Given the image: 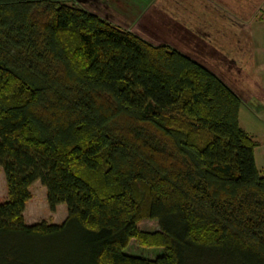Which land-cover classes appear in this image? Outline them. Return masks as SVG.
<instances>
[{"label": "trees", "instance_id": "trees-1", "mask_svg": "<svg viewBox=\"0 0 264 264\" xmlns=\"http://www.w3.org/2000/svg\"><path fill=\"white\" fill-rule=\"evenodd\" d=\"M239 108L199 62L72 0H0V264H264ZM35 181L61 223L24 222Z\"/></svg>", "mask_w": 264, "mask_h": 264}, {"label": "crops", "instance_id": "crops-1", "mask_svg": "<svg viewBox=\"0 0 264 264\" xmlns=\"http://www.w3.org/2000/svg\"><path fill=\"white\" fill-rule=\"evenodd\" d=\"M92 1L88 0L83 5H91ZM97 2L93 9L88 8L90 12L113 24H118L116 19L120 18L127 20L129 24L134 23L143 35L138 36L149 42L154 35L144 26H152L161 31L155 18L163 17L167 21L165 25H161L167 29L161 32H168L169 25V32L174 36L170 37L172 43L160 44H168L187 56L188 52L178 47L179 43L188 46L189 41H196L200 43L201 48L208 49L212 63L192 59L217 76L218 72L226 75L225 81H222L239 96V125L257 142L254 147V160L256 167L264 175V0ZM147 10H158L160 15L153 20V16L148 13V16L146 15ZM112 19H115V22H112ZM163 37H159V41L164 42L166 39ZM242 113L245 114L247 126L241 123Z\"/></svg>", "mask_w": 264, "mask_h": 264}, {"label": "rangeland", "instance_id": "rangeland-1", "mask_svg": "<svg viewBox=\"0 0 264 264\" xmlns=\"http://www.w3.org/2000/svg\"><path fill=\"white\" fill-rule=\"evenodd\" d=\"M97 1L98 0L96 1L93 0L92 2H90L91 5H87L88 4L87 3L84 6L83 5L84 2H88V0H72V2L76 6L82 9H85L87 11H89V9H93V5L98 3ZM88 6H91V7H88ZM147 13L150 16H153L152 18L153 20L156 16L160 15L158 14V10H147L146 15L148 16ZM114 16L112 17L114 18ZM168 17H171V16H168ZM155 19L158 20L156 24L161 29V31H166L167 28L163 27L161 24L165 25V21L167 20L163 17L162 19L160 17H156ZM116 20L118 24H114V25H117L121 28L127 27L126 30L129 29L131 30V32H134L137 35L143 36L142 33L138 31L137 25H135L134 23L129 24L127 23V20L125 19L122 20V18L116 19ZM112 22H115V19H112ZM144 27L146 28V30H148L149 32H152L154 35V38L152 39V41H150V43L152 44L172 43V40H170V37H173L174 34L169 32V25H168V32H161L160 30H155L152 26L149 27L148 25ZM162 36H164L163 38L166 39V40H163L164 42L159 41V37H162ZM189 42H190L189 43L190 46L189 45L186 46V44L185 46H183L184 43L183 44L179 43L178 47L185 49L188 52L189 57L197 61H202L204 63L205 62L212 63L210 59L211 55L207 52L208 49L201 48L200 43L196 41H189ZM214 50L215 52H217L216 48ZM213 56L216 57V55H213ZM218 76L221 78V80L225 81L226 79L225 74H223L222 72H218ZM241 123L244 126L248 125L247 120L245 119V114L243 113H242ZM28 190L30 192V198L27 200L25 204V209L23 211L24 222L26 224H34V223H38L41 221L59 224L63 221V219L66 217V214H67V207L64 203L57 205L54 211H50L47 205V202H46V189L39 181H35L34 183H32L29 186ZM6 197H7V190H6L5 177H4V173L2 169L0 168V201H3ZM138 227L139 229L144 230V231H152L157 228V224L153 220L142 219L141 221H139ZM125 251L126 253H131L133 255H138L141 257H145V258H154L163 253V248L162 247H144V246L138 245L134 239H131Z\"/></svg>", "mask_w": 264, "mask_h": 264}]
</instances>
